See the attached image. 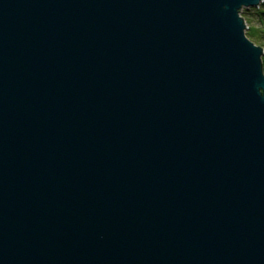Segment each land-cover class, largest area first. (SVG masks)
<instances>
[{
	"label": "water",
	"instance_id": "obj_1",
	"mask_svg": "<svg viewBox=\"0 0 264 264\" xmlns=\"http://www.w3.org/2000/svg\"><path fill=\"white\" fill-rule=\"evenodd\" d=\"M264 0H0V264H264Z\"/></svg>",
	"mask_w": 264,
	"mask_h": 264
},
{
	"label": "rangeland",
	"instance_id": "obj_2",
	"mask_svg": "<svg viewBox=\"0 0 264 264\" xmlns=\"http://www.w3.org/2000/svg\"><path fill=\"white\" fill-rule=\"evenodd\" d=\"M261 10H264V1L261 3ZM249 7L246 10V22L255 32L257 42L264 46V13L260 12L259 7ZM248 31V29H247ZM253 40V39H252Z\"/></svg>",
	"mask_w": 264,
	"mask_h": 264
},
{
	"label": "trees",
	"instance_id": "obj_3",
	"mask_svg": "<svg viewBox=\"0 0 264 264\" xmlns=\"http://www.w3.org/2000/svg\"><path fill=\"white\" fill-rule=\"evenodd\" d=\"M259 9H260V12L261 13H264V10H261V6L259 7ZM244 18H246L245 16H244ZM249 27H248V31H247V34H248V36L251 38V39H253L256 43H258L257 42V38L255 37V32H254V29L250 26V25H248ZM259 44V43H258ZM261 45V44H260ZM263 46V45H262ZM264 47V46H263ZM263 65H264V56H263Z\"/></svg>",
	"mask_w": 264,
	"mask_h": 264
}]
</instances>
